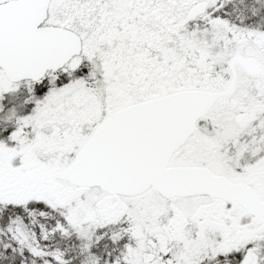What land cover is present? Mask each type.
<instances>
[{"label": "snow or ice", "instance_id": "6c2138e0", "mask_svg": "<svg viewBox=\"0 0 264 264\" xmlns=\"http://www.w3.org/2000/svg\"><path fill=\"white\" fill-rule=\"evenodd\" d=\"M0 264H264V0H0Z\"/></svg>", "mask_w": 264, "mask_h": 264}]
</instances>
